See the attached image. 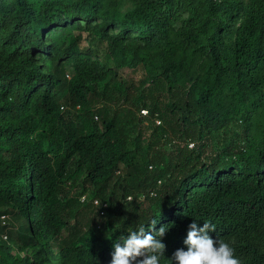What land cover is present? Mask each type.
Segmentation results:
<instances>
[{
    "label": "trees",
    "instance_id": "1",
    "mask_svg": "<svg viewBox=\"0 0 264 264\" xmlns=\"http://www.w3.org/2000/svg\"><path fill=\"white\" fill-rule=\"evenodd\" d=\"M186 1L195 20L184 40L166 29L178 0H139L125 12L102 0H0V217L17 209L24 245L53 246L67 231L63 255L110 264L115 239L159 216L156 228L174 224L163 237L161 264H170L198 219L241 264H264V0ZM78 19H100L83 48ZM111 26L117 32L107 36ZM38 50L42 69L29 68ZM137 66L138 84L119 75ZM133 89L138 106L179 137L200 141L235 123L251 145L231 162L203 160L201 149L160 154L150 133L143 166L141 123L131 107L122 115L107 102H124ZM89 204L108 218L106 236L84 234L80 212ZM0 264L21 262L0 246Z\"/></svg>",
    "mask_w": 264,
    "mask_h": 264
},
{
    "label": "rangeland",
    "instance_id": "2",
    "mask_svg": "<svg viewBox=\"0 0 264 264\" xmlns=\"http://www.w3.org/2000/svg\"><path fill=\"white\" fill-rule=\"evenodd\" d=\"M139 0H102L104 7L107 10L117 9L121 12H125L133 8ZM195 20L194 15L190 10L189 3L186 0H178L175 10L168 14V20L166 29L170 30L173 34H176L180 39L186 40V37L193 33L192 22ZM79 22V25L76 27L74 34L81 35L80 47L83 48L88 45V41L91 39L93 33V28L96 24L100 22V19H91L85 21V19L76 20ZM237 25V19L234 21L233 26ZM117 32V27H108L107 36H112ZM52 31H48L44 34L45 42L51 43L52 41ZM141 45V44H139ZM41 51H35L33 53V60H28L27 65L29 68L39 67L42 69L41 57L43 56ZM7 63L0 59V65H6ZM68 66V71H70ZM144 70L142 66L137 67H123L119 69V75L125 80L135 84H138L143 78ZM137 91L133 89L130 93L129 98L124 102L107 100L110 102L111 108H119V112L123 115L127 112V109H131L132 120L135 123H141L139 126L142 127L144 132L143 136L139 138L141 149L137 152V159L142 162L141 164L145 165V152H143V147L146 146L145 136L149 138V134H152L153 147L154 150H158L160 154H172L176 155L179 149L186 151V153L195 154L199 149L202 150V159L207 160L211 158H217L218 160H226L231 162L242 150H246L247 147L251 145L252 137L245 138L244 131L240 128L241 125L233 123L226 128H223L218 131H214L208 134L206 137H203L200 141L188 140L187 138L179 137L178 132L173 131V128L168 126L163 117L157 112L149 113L147 107H140L137 104V100H134L137 96ZM92 98L95 96H91ZM134 100V101H133ZM92 108H95L98 104V99L91 100ZM105 104V103H104ZM107 104V103H106ZM101 107L98 105L96 108ZM104 107L100 109H95L93 114L98 115V119L95 118L97 124H101V116L103 114ZM141 110H146L147 114L141 112ZM105 114V113H104ZM108 115V113H107ZM264 120L262 121V124ZM137 130V128H136ZM146 132V134H145ZM133 135H137V131L133 132ZM148 170H151L148 167ZM117 178V177H116ZM115 179V178H114ZM120 195H117L119 198ZM80 201V198H79ZM78 201V202H79ZM73 209V208H72ZM74 209H78L74 206ZM71 214L70 221L73 220L72 210L69 212ZM83 216V220L86 222V229L84 234L88 235L89 230L92 231L97 236H106L107 231V220L106 215L102 216L97 213V208L93 207L91 204L87 205L83 211L80 212ZM0 223L4 225L5 223V232L0 234V246L3 248L4 252L8 257L12 259H17L21 264H84L82 259L78 258L77 255H63L60 252V248L66 243L64 239L67 237V231H64L60 240L57 244L53 246H46L43 244L37 245H24L19 239L18 235L23 231L26 225V220L23 217H20L17 209H14L13 212L8 211V214L2 215L0 217ZM90 228V229H89ZM4 240V241H3ZM69 242L72 244H91L89 240H80L73 238Z\"/></svg>",
    "mask_w": 264,
    "mask_h": 264
},
{
    "label": "clouds",
    "instance_id": "3",
    "mask_svg": "<svg viewBox=\"0 0 264 264\" xmlns=\"http://www.w3.org/2000/svg\"><path fill=\"white\" fill-rule=\"evenodd\" d=\"M158 219L159 216H154L147 221L148 230L143 223L115 239L110 264H161L166 249L163 237L174 224L170 222L156 228ZM197 220L193 219L188 225L183 240L185 247L177 248L168 257L170 264H241L229 242L209 235L215 227L210 222L198 225Z\"/></svg>",
    "mask_w": 264,
    "mask_h": 264
},
{
    "label": "built area",
    "instance_id": "4",
    "mask_svg": "<svg viewBox=\"0 0 264 264\" xmlns=\"http://www.w3.org/2000/svg\"><path fill=\"white\" fill-rule=\"evenodd\" d=\"M141 112L144 113V114H147V111L146 110H141ZM95 118H97V116H95ZM94 203L96 205H98L99 202H98V200H95Z\"/></svg>",
    "mask_w": 264,
    "mask_h": 264
}]
</instances>
